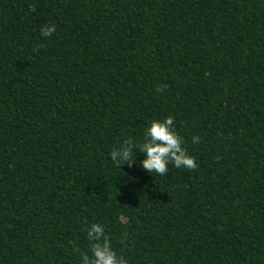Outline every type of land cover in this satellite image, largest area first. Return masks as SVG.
Here are the masks:
<instances>
[{
    "label": "trees",
    "instance_id": "trees-1",
    "mask_svg": "<svg viewBox=\"0 0 264 264\" xmlns=\"http://www.w3.org/2000/svg\"><path fill=\"white\" fill-rule=\"evenodd\" d=\"M169 115L196 169L114 165ZM92 223L128 264H264V0H0V264H81Z\"/></svg>",
    "mask_w": 264,
    "mask_h": 264
},
{
    "label": "clouds",
    "instance_id": "clouds-1",
    "mask_svg": "<svg viewBox=\"0 0 264 264\" xmlns=\"http://www.w3.org/2000/svg\"><path fill=\"white\" fill-rule=\"evenodd\" d=\"M56 32L55 24H47L40 28L43 37H51ZM157 92H163L164 87L157 86ZM172 115L163 119H153L143 130V138L139 142L129 139L115 147L110 153V159L119 168L127 163L130 167L136 162L137 153H143L139 166L147 173L164 176L169 171V165L180 169H196L195 158L183 146L184 138L175 127ZM192 142L198 143L199 137L193 136ZM90 242V253L81 255V264H128V260L118 254L113 247L110 236L106 234L105 226L92 223L86 229Z\"/></svg>",
    "mask_w": 264,
    "mask_h": 264
}]
</instances>
